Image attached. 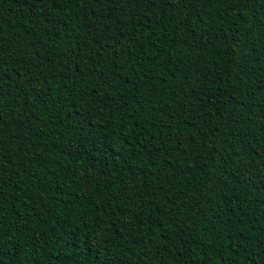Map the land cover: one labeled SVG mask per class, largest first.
<instances>
[{"label": "trees", "instance_id": "1", "mask_svg": "<svg viewBox=\"0 0 264 264\" xmlns=\"http://www.w3.org/2000/svg\"><path fill=\"white\" fill-rule=\"evenodd\" d=\"M0 264H264V0H0Z\"/></svg>", "mask_w": 264, "mask_h": 264}, {"label": "snow or ice", "instance_id": "2", "mask_svg": "<svg viewBox=\"0 0 264 264\" xmlns=\"http://www.w3.org/2000/svg\"><path fill=\"white\" fill-rule=\"evenodd\" d=\"M67 235H70V233H69V234H67Z\"/></svg>", "mask_w": 264, "mask_h": 264}]
</instances>
